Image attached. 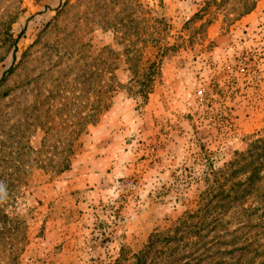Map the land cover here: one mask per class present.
Segmentation results:
<instances>
[{"label": "rangeland", "instance_id": "374dc122", "mask_svg": "<svg viewBox=\"0 0 264 264\" xmlns=\"http://www.w3.org/2000/svg\"><path fill=\"white\" fill-rule=\"evenodd\" d=\"M228 163L203 264H264V0H0V264H136Z\"/></svg>", "mask_w": 264, "mask_h": 264}, {"label": "trees", "instance_id": "16d2710c", "mask_svg": "<svg viewBox=\"0 0 264 264\" xmlns=\"http://www.w3.org/2000/svg\"><path fill=\"white\" fill-rule=\"evenodd\" d=\"M153 66V65H152ZM112 74V71H109ZM109 83L105 87H102L101 97L105 100L103 105L94 106L88 108L83 118L77 121L71 120L65 129L69 130V139L63 137L57 138V142L63 145L65 141L69 142L68 151H62L58 158V172L65 171L70 166V158L74 155L80 136L86 131L90 125H94L99 120L100 115L104 114L111 105V100L114 96L118 83H114L112 78L108 79ZM90 87L93 88L95 82L90 80ZM73 112H76L75 107ZM78 114H82L79 111ZM64 127L60 126L59 131ZM209 165H205V173L203 181L207 183L206 190L204 191V198L202 200L203 207L198 213H188L182 219L174 222L167 230L163 237L164 244L162 250L157 251L153 255V249L162 234L152 236L149 244L146 246V250L136 257V264H148V260L151 258L149 264H161L162 260L166 259V264H203L206 260H214V257L210 255L211 250L216 244L212 245V241L208 244L206 238L209 236L208 231L213 226V223L217 219L211 220V215L216 212L218 206V200H213L217 197V194L222 195L223 199L228 197L227 185L230 163L226 164L222 169H207ZM223 182V183H221ZM214 193V195H213ZM212 196V201H207L209 196ZM206 196V197H205ZM217 243V242H216Z\"/></svg>", "mask_w": 264, "mask_h": 264}]
</instances>
